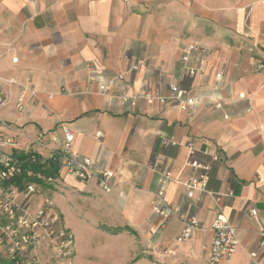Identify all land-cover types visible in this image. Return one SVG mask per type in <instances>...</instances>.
<instances>
[{"label":"crops","instance_id":"crops-1","mask_svg":"<svg viewBox=\"0 0 264 264\" xmlns=\"http://www.w3.org/2000/svg\"><path fill=\"white\" fill-rule=\"evenodd\" d=\"M191 43L193 76L180 70ZM171 84L200 102L187 111L136 97L143 88L166 94ZM0 97L14 151L45 157L27 137L47 131L49 143L67 125L73 149L113 172L108 192L95 178L61 172L30 198L34 209L51 197L75 264H155L157 251L169 264H208L217 216L238 240L218 264H264V0H0ZM189 145L220 157L207 190L192 198L180 183L197 174L186 164ZM166 171V201L201 224L182 242V222L162 221L151 206Z\"/></svg>","mask_w":264,"mask_h":264},{"label":"built area","instance_id":"built-area-1","mask_svg":"<svg viewBox=\"0 0 264 264\" xmlns=\"http://www.w3.org/2000/svg\"><path fill=\"white\" fill-rule=\"evenodd\" d=\"M197 50L198 46L194 43L185 47V53L180 59L181 72L187 73L189 76L195 74L197 67L187 65V61L189 53ZM93 73L90 74V79H92ZM113 82V80L101 82L99 89L102 93H105ZM120 97L123 101H131L133 98L124 94ZM136 97L143 99L148 104L163 105L172 103L187 111L195 108L201 100L200 97L191 96L185 88L177 84L169 85L166 94L143 88L136 94ZM6 100V97H0V106ZM220 106L219 102L215 103V107ZM1 126L6 129H10L11 126L0 119V229L5 230L7 233V256L15 263L30 264L31 262H38L37 249L45 243L54 257L69 261L73 254V236L59 224L58 215L51 198L47 195L41 196L39 206L31 209L30 198L33 194L38 193L40 186L33 182H26L22 187H18L10 182V179L18 172V162L13 153L16 148L15 139L13 136L6 135ZM61 132V136H51L49 143L43 142L47 131L40 132L35 137L28 136L30 144L45 148L48 153L44 157L36 149L31 155V159L36 160L39 156L49 158L58 166L57 174L66 172L80 181L95 178L103 191H110L113 187L110 182L113 172L102 169L90 157L84 156L73 149L74 132L70 127L62 125ZM161 143L163 146L177 144L176 141L171 139H162ZM219 158L217 153H211L207 147L197 151L191 145L188 146L186 164L197 170V174L189 175L180 181L187 198H192L196 192L207 190L210 171L213 164L219 161ZM56 176L46 177L44 181L50 185L55 181ZM170 180V173L168 171L163 172L159 186L153 193L151 206L153 212L158 214L162 221L170 216H176L182 222L183 227L176 237V241L182 242L189 237L192 230L201 227V224L195 215H186L181 212L179 206L166 201L165 192ZM250 214L255 215L256 210L251 209ZM210 230L212 237L208 247V264H218L220 261L228 259L236 250L238 246L236 229L226 219L217 216L212 221ZM258 235V245L263 247L264 228L259 230ZM1 241L2 239H0ZM156 255L164 256L161 251H157ZM250 257L254 258L255 253H251ZM252 263L255 264L254 261Z\"/></svg>","mask_w":264,"mask_h":264},{"label":"trees","instance_id":"trees-1","mask_svg":"<svg viewBox=\"0 0 264 264\" xmlns=\"http://www.w3.org/2000/svg\"><path fill=\"white\" fill-rule=\"evenodd\" d=\"M14 157L18 162V172L10 179L18 187H22L26 182H33L40 187L48 186L44 181L46 177H54L58 173V166L49 158L37 157L36 160L31 159L34 153L32 149L24 151H14ZM118 229H115L117 231ZM0 264H21L15 263L11 259L0 261Z\"/></svg>","mask_w":264,"mask_h":264},{"label":"rangeland","instance_id":"rangeland-1","mask_svg":"<svg viewBox=\"0 0 264 264\" xmlns=\"http://www.w3.org/2000/svg\"><path fill=\"white\" fill-rule=\"evenodd\" d=\"M1 127H3V126H1ZM0 239H2V241L0 242V261H5L9 258L6 254L7 247H8L6 239H8V238H7V233L3 229H0ZM85 255L88 256L87 254H85ZM37 257H38L39 261L34 262V263L31 262L30 264H75L74 262H76V260H77V258L75 260L74 256H72L69 261H65V260L56 258L52 255L50 249L48 247H46L44 244H41L39 249H37ZM97 257H99V256L93 255L90 258L93 260V259H97ZM157 257H159L161 259L158 258L159 260L155 264H169L168 261L164 260L165 258L163 259L164 256H157ZM82 262H84V261L82 260ZM88 262H89V264H95L94 261L89 260ZM98 263H100V261ZM21 264H26V263H21ZM100 264H102V263H100ZM127 264H135V262H131V263L128 262Z\"/></svg>","mask_w":264,"mask_h":264}]
</instances>
